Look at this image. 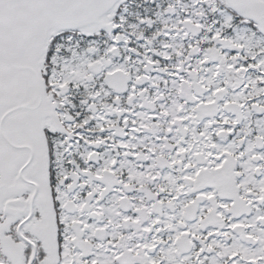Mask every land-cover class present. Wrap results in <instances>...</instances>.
I'll return each mask as SVG.
<instances>
[{"label": "snow or ice", "instance_id": "snow-or-ice-1", "mask_svg": "<svg viewBox=\"0 0 264 264\" xmlns=\"http://www.w3.org/2000/svg\"><path fill=\"white\" fill-rule=\"evenodd\" d=\"M0 264H264V0H0Z\"/></svg>", "mask_w": 264, "mask_h": 264}]
</instances>
